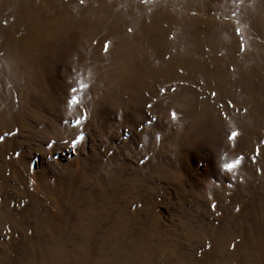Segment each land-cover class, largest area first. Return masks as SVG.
I'll return each mask as SVG.
<instances>
[{"label":"rangeland","instance_id":"374dc122","mask_svg":"<svg viewBox=\"0 0 264 264\" xmlns=\"http://www.w3.org/2000/svg\"><path fill=\"white\" fill-rule=\"evenodd\" d=\"M0 138V264H264V0H0Z\"/></svg>","mask_w":264,"mask_h":264},{"label":"snow or ice","instance_id":"6c2138e0","mask_svg":"<svg viewBox=\"0 0 264 264\" xmlns=\"http://www.w3.org/2000/svg\"><path fill=\"white\" fill-rule=\"evenodd\" d=\"M81 2H83V0H81ZM141 2L143 3V2H145V0H141ZM128 31L130 32L131 29H129ZM239 32H240V30L239 29H236L237 35H239ZM107 47H108V45H107V43H105V45H104L105 50H107ZM241 51H243V45H241ZM80 87L83 88V87H85V85L81 84ZM160 91L163 93L165 90L162 88ZM173 91H174V89H173ZM211 95L212 96H215L216 93L213 92V93H211ZM70 103L71 104H75L76 103L75 98H73ZM228 106L229 107H232L231 102H229ZM245 111H246V109H245ZM170 115H171L172 119H176L175 112L170 113ZM238 135H239V133L237 131H232L228 135V140L229 141H233ZM2 139L3 138H0V140H2ZM262 143H264V141H262ZM257 154H258V150H257ZM242 160H243V156H237L235 159L231 160L230 162L224 163L222 165V167H223V169L225 171L232 172L234 169H236L241 164V161ZM253 162H255L254 157H253ZM257 171H259V170H257ZM232 247H234V245H232Z\"/></svg>","mask_w":264,"mask_h":264}]
</instances>
